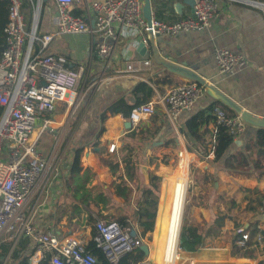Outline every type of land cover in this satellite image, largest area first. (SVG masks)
I'll return each mask as SVG.
<instances>
[{
    "label": "crops",
    "instance_id": "obj_1",
    "mask_svg": "<svg viewBox=\"0 0 264 264\" xmlns=\"http://www.w3.org/2000/svg\"><path fill=\"white\" fill-rule=\"evenodd\" d=\"M28 1H30L32 8L31 16L26 17L25 13H23V16L26 23L30 24L38 0ZM48 1L41 0L40 2V13L43 8H46L48 19H46V22L41 27L38 22L37 36L53 34L56 31V28L52 24V17L57 14V8L53 0L50 4H48ZM94 1L103 0H74L72 6L73 15L86 19L89 5ZM179 1L151 0L154 17L158 19L156 15L158 11L162 18L158 20L170 24L191 15V9L187 5H183L180 12L176 10L175 5ZM249 2H254V4H250ZM257 3L264 4V0H218L217 10L214 12L213 19L206 29L199 32H181L176 36L156 37L152 43L153 47L148 39L144 45L146 51L143 55L138 51L139 45L136 48H126L125 44L121 42L114 52L107 69H104L105 62L103 60L91 55L93 45L107 43L106 40L97 36H90L89 34L64 35L53 38L44 54L63 57L66 60V66L71 69H76L81 64L90 63L91 73L88 78L89 80L85 83L82 82L81 87L79 88V85L75 92L67 99V102L70 103L72 100L75 104L73 112L68 116L70 105L66 102L58 106L52 115L53 124L48 132L56 136V142L57 138L63 135L62 152H64L65 166L58 178L54 173V171H57L56 167H58L55 164V167L51 168L48 173L44 186L36 192L26 205L25 213L31 217L33 225L42 230H51L60 238L72 236L85 241L87 244L92 241L94 235L92 234V227L87 222V213H83L79 218H73L71 221L68 220L69 213H64L65 210H68V202L65 198L62 199L63 179L71 164L74 148L82 146L81 167L83 170H90L93 174L91 186L108 188L114 177L109 172L107 166L103 164V161L117 151L121 146L120 139L133 129L125 128L127 119H123L120 115L111 116L104 122V131L98 138L97 136L101 128L99 114L120 98H124L127 103L133 104L137 99V95L132 93V90L138 83H143L151 88L153 95L148 100L151 101L164 95L169 88L182 85L188 81L169 73L158 65L153 55L154 48L165 61L182 66L197 74L236 103L242 110L247 111L256 118L264 119V8L262 7L264 5L257 6ZM162 4L163 6H161ZM218 49H225L233 53H243L247 58V64L232 74H220L214 57L215 51ZM135 59H149L151 65L134 77L119 75L114 76L111 80L105 81L99 86L91 85L101 75L106 78L110 77L113 71L123 69L127 61ZM139 96L141 97V95ZM214 102L209 94L205 92L196 100L190 111L180 114L174 121L168 119L165 106L158 104L156 106V113L138 126L149 129L152 133L155 132V138L149 139L150 145L145 144V147H137L134 149V152L139 158L140 156L143 157V170H148L162 178L157 210L167 211L170 226L173 225V215L177 207L174 203L175 191L169 190L166 181L169 179L173 186L176 184V176L181 158L186 161V168L188 167L190 170L193 168L198 169L200 172L207 173L215 178L212 184L207 183L201 188L193 185L194 189L198 193L200 192V197L207 193L206 191L216 192L217 194L223 192L231 200L232 207H242V209L245 208L247 210L254 207L253 212L250 211L248 213L250 219L237 225L249 234L250 244L255 250L253 257L251 259L232 258L230 256L229 242H227L228 245L222 250L225 252L224 255L227 256V259L234 262V264H257L259 261H264V240L261 243L257 241L258 236L264 235V210L259 206V203L263 202L264 199V177L257 179L254 173H251L247 177L233 176L214 168L209 164V161L213 159V153L209 152L207 158L203 159L196 153L189 152L187 150V139L181 133L185 122L189 118L211 106ZM72 116H75V121L70 126L69 119ZM245 125L243 134L236 138L230 146L229 154L243 149L245 142L253 136V129L255 127L249 126L246 123ZM209 129L214 132V125L210 124ZM111 146H114L112 152L109 151ZM55 147L56 143L51 152L45 155V157L52 155ZM209 149L210 145L208 146ZM173 167L175 171L172 174H168L167 172L170 168L173 170ZM153 196L155 195H151L150 199ZM150 199L146 206L149 211L145 220V223H147L142 229L138 227L139 231L146 234V238L149 234H147L149 232L147 229L150 227L148 224L150 219L155 220L153 225L156 233L154 235L157 234L156 222L158 220V211L157 217L154 219L151 212ZM107 204L109 205L108 210L113 209V211H102L103 216L107 213L114 214V209L119 204L124 205V207L128 206V203L117 198H108ZM198 205L201 208H209L206 204ZM91 215L95 220L98 218L93 213ZM225 221L217 235L205 239L203 248L196 252L180 250L179 257L182 254L181 256L185 259L194 260L196 264L197 257L203 258L205 252L211 251L207 248L211 239L229 233L230 223H225ZM209 225L200 229H205ZM254 230L256 232L251 237L250 234ZM21 238L25 239L19 236H14V239L11 240L7 236L0 237V250L1 244L5 242L12 243L9 251L3 257L0 256V264H17L16 261L9 257L17 241L21 240ZM29 247L33 250L30 242ZM154 249L148 243V254L151 259ZM28 252L29 250L25 251L26 254ZM29 263L32 264L30 259Z\"/></svg>",
    "mask_w": 264,
    "mask_h": 264
},
{
    "label": "built area",
    "instance_id": "obj_2",
    "mask_svg": "<svg viewBox=\"0 0 264 264\" xmlns=\"http://www.w3.org/2000/svg\"><path fill=\"white\" fill-rule=\"evenodd\" d=\"M73 1L53 0L57 15L52 17V24L56 31L37 36L41 0L34 8L30 24L23 16L22 0H9L6 44L0 56V237L28 239L33 248L32 264L43 260L47 264H119L143 246L148 248L146 234L116 221L97 218L92 241L103 252V262L87 249L85 241L72 236L59 238L51 230L39 229L25 213L26 205L44 186L48 173L54 167L53 155L45 157L37 149L38 140L53 124L52 115L56 108L66 103L79 84L89 80L91 73L90 63L70 69L63 57L44 54V51L57 36H97L107 43L94 44L91 55L103 60L104 69H107L121 42L126 48H136L139 43L145 45L149 36H176L181 32L206 29L217 10L218 0H196L191 15L170 24L152 14L150 25L143 16V0L94 1L89 5L86 19L73 15ZM261 4L257 3V6ZM35 43L39 44L38 51ZM214 57L222 75L232 74L247 64L243 53L225 49L216 50ZM150 65L149 59L127 61L123 69L113 71L107 78L101 75L91 85L99 86L119 75L134 77ZM205 92L204 87L187 81L169 88L156 100L134 108L127 121L132 129L137 128L156 113L158 104L165 106L168 119L174 121L180 114L190 111ZM67 103L70 105L69 115L75 104L72 100ZM213 115L216 125L227 128L235 139L243 134L246 125L240 115L226 117L218 106L214 107ZM113 150L114 146H111L109 151ZM132 230L135 237L130 235ZM235 232L240 235L236 244L245 247L249 234L243 228ZM179 237L180 229L176 244L178 254L181 253ZM263 240L264 235L258 236L259 243ZM186 262L195 264L191 259ZM130 264L155 263L148 254Z\"/></svg>",
    "mask_w": 264,
    "mask_h": 264
},
{
    "label": "trees",
    "instance_id": "obj_3",
    "mask_svg": "<svg viewBox=\"0 0 264 264\" xmlns=\"http://www.w3.org/2000/svg\"><path fill=\"white\" fill-rule=\"evenodd\" d=\"M8 7L9 0H0V56L6 44L5 28ZM31 10L30 1L22 0V13H25L26 17H30ZM156 15L158 19H162L160 12L157 11ZM35 49L38 51V43H35ZM132 93L137 95V99L133 104L127 103L124 98H120L99 114L101 128L97 136L98 138L104 131L103 124L107 118L120 115L123 119H128L130 112L134 108L147 103L153 95L151 88L143 83H138L132 90ZM138 95H141V97H138ZM216 106L223 110L226 117L236 116L233 110L217 101L211 106L197 112L185 122L184 128L181 130V133L187 139V150L196 153L203 159L207 158L209 152L213 153V159L209 161V164L229 175L247 177L251 173H254L257 179L263 178L264 128H254L253 136L245 142L244 148L229 154V148L235 138L229 133L227 128L216 125L215 116L213 115V109ZM210 124L214 125V132L209 129ZM155 135V132L152 133L149 129L138 127L120 139L121 146L115 153L113 152V155L103 161L114 177L108 188L91 186L93 174L90 170H83L81 167L83 147L77 146L74 148L72 161L62 184V199L65 198L68 202V210L64 211V213H69L68 220L71 221L73 218H79L83 213H87V222L92 227L93 235L95 234V219L91 213L95 214L98 218L116 221L123 226H128L130 229L138 230V227L142 229L149 212L146 207L148 200L151 195L158 196L162 178L148 170H143V157L140 156L139 158L135 154L134 149L140 146L145 147V144L150 145L149 139H154ZM209 145L210 149L208 150ZM190 179L194 186L200 188L207 183L212 184L215 181L213 176L202 173L200 170L194 168L192 169ZM108 198L120 199L128 203V206L124 207V205L119 204L114 209V214L107 213L103 216L102 211L108 210ZM150 204H153V201L150 200ZM259 206L264 210V199L263 202L259 203ZM211 218L213 223L205 229H200L196 226L182 228L179 238V247L182 251L196 252L203 248L205 239L217 235L223 227L225 219H227L225 216L219 217L215 215H212ZM239 228V226H235V230L229 240L230 256L232 258L251 259L255 250L251 246L250 241L246 243L245 247H239L236 244L240 235L235 231ZM148 229L151 228L149 227ZM255 232L254 230L250 236L252 237V234ZM11 244V242L1 244V257L9 251ZM87 249L99 260L104 261L103 252L96 248L93 241L87 244ZM28 250L29 252L26 254L25 251ZM32 251L28 240L21 238V240L17 241L9 258L16 261L17 264H30L29 259ZM143 258H145L144 252L138 249L134 253L127 255L119 264H130ZM38 264H47V262L43 260ZM257 264H264V261H259Z\"/></svg>",
    "mask_w": 264,
    "mask_h": 264
},
{
    "label": "rangeland",
    "instance_id": "obj_4",
    "mask_svg": "<svg viewBox=\"0 0 264 264\" xmlns=\"http://www.w3.org/2000/svg\"><path fill=\"white\" fill-rule=\"evenodd\" d=\"M52 3V0L48 1V4ZM46 19H48V14L46 11V8L41 10L40 17H39V26L41 27L44 22H46ZM38 26V27H39ZM79 88L82 85V82L79 84ZM69 116V115H68ZM75 121V116L71 117L69 119L70 126L73 125ZM63 136V135H62ZM62 136L57 138L56 142V136L51 135L48 131L44 132L37 143V149L45 156L48 155L51 150L53 149L55 143L56 147L54 149L53 155V166L56 164L57 171H54L56 174V177H60V174L62 173V170L65 166V160L63 158L64 152H62ZM63 163V164H62ZM104 164V163H103ZM61 166V168H60ZM177 166V163H176ZM193 166V165H192ZM55 167V166H54ZM175 167V166H174ZM173 167V170L170 168V170L167 172L168 174H172L175 171V168ZM186 178H187V191H186V196H185V201H184V206L180 210V215H179V229L180 231L182 228L187 227V226H197L198 228H203L204 226H207L211 224L212 222V215L215 216H225L227 218L226 222H229V233L225 235H219L216 236V238L211 239L209 244H208V249L211 250L209 252H205L203 255V258L197 257V262L196 264H234V262L229 261L227 259V256L224 255V251L222 250L226 245H228L227 242L231 239V233L233 232L234 227L237 225H240L243 221H248L250 217L248 216V213L255 209L254 207H251L250 209H242V207H232L231 205V200L226 197L225 193H216L212 191H206L202 197H200V192L198 193L192 184V180L190 179V175H192V170H190L188 167L186 168ZM159 196H153L150 200L153 201V204H150L152 207L151 213L152 216H154V219L157 217V208L159 206L158 204V199ZM198 204H206L209 206V208H201ZM108 211H113L108 210ZM253 212V211H252ZM149 213V212H148ZM178 210L176 209L174 211L173 218L177 220ZM108 220V219H105ZM155 220L150 219L148 221V224L151 229H147V241L149 245L152 248H155L154 245V225L153 223ZM147 223V222H146ZM145 223V224H146ZM75 229V228H74ZM59 237V236H58ZM60 238V237H59ZM179 255V254H178ZM180 254L179 260L177 264H189L187 263V259H185L183 256ZM154 255L152 253V260ZM219 261V262H217ZM223 262V263H222ZM236 264V263H235Z\"/></svg>",
    "mask_w": 264,
    "mask_h": 264
},
{
    "label": "water",
    "instance_id": "obj_5",
    "mask_svg": "<svg viewBox=\"0 0 264 264\" xmlns=\"http://www.w3.org/2000/svg\"><path fill=\"white\" fill-rule=\"evenodd\" d=\"M196 0H180L176 5L175 8L178 12H180V9L183 5H187L191 9V13H193V7ZM143 16L147 21V24L150 25L151 18H152V8H151V0H143V7H142ZM57 15V14H56ZM154 38L152 36H149V42L151 46L153 47ZM138 51L143 55L146 51V48L142 43L138 46ZM153 55L155 62L163 67L165 70H167L169 73L174 74L176 76L182 77L188 81H192L196 84H198L201 87H204L206 90V93L209 94V96L217 102H220L227 108L233 110L237 115H240L244 122L252 127L255 128H264V119L256 118L255 116L251 115L245 110H242L236 103H234L232 100L227 98L224 94L219 92L215 87H213L211 84L207 83L204 79L199 77L197 74L191 72L190 70L182 67L174 65L170 62L165 61L162 59L158 53L156 52L155 48L153 50ZM125 128L130 129L131 125L130 122L125 123ZM130 235L132 237H135V232L132 230L130 232ZM180 244V242H179ZM141 250L144 252L145 255H148V248L146 246H143Z\"/></svg>",
    "mask_w": 264,
    "mask_h": 264
},
{
    "label": "bare ground",
    "instance_id": "obj_6",
    "mask_svg": "<svg viewBox=\"0 0 264 264\" xmlns=\"http://www.w3.org/2000/svg\"><path fill=\"white\" fill-rule=\"evenodd\" d=\"M186 176V161L181 158L176 176V184L173 186L169 179L166 181L169 190L175 191L174 203L178 210V214L175 215L177 216V220L173 219V225L170 226L167 211L161 209L158 211V220L156 222L157 234L155 235V249L153 251L155 264H177L179 256L176 252V244L179 232L180 210L184 205Z\"/></svg>",
    "mask_w": 264,
    "mask_h": 264
}]
</instances>
